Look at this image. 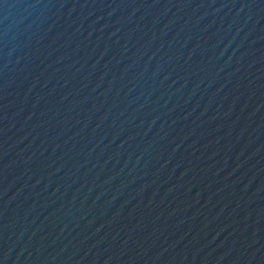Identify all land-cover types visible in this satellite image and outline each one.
Returning a JSON list of instances; mask_svg holds the SVG:
<instances>
[{
	"label": "water",
	"instance_id": "1",
	"mask_svg": "<svg viewBox=\"0 0 264 264\" xmlns=\"http://www.w3.org/2000/svg\"><path fill=\"white\" fill-rule=\"evenodd\" d=\"M0 264H264V0H0Z\"/></svg>",
	"mask_w": 264,
	"mask_h": 264
}]
</instances>
